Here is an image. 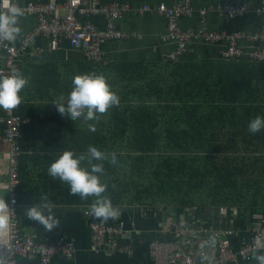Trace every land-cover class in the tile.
<instances>
[{
    "label": "trees",
    "instance_id": "16d2710c",
    "mask_svg": "<svg viewBox=\"0 0 264 264\" xmlns=\"http://www.w3.org/2000/svg\"><path fill=\"white\" fill-rule=\"evenodd\" d=\"M165 63L122 62L96 73L107 78L120 99L119 105L99 114L98 122L70 121L53 106L61 96L66 104L73 77L95 73L92 67L34 64L29 66L31 78L26 67L22 72L29 78L26 95L47 99L48 112L55 114L45 127L33 130L35 126L26 123L23 128L20 207L36 204L28 193L33 186L24 182L43 159L40 177L46 172L45 185L50 179L59 187L54 203L90 206L93 198L71 195L69 186L51 178L47 169L64 151L82 154L91 145L116 154V165L104 162L103 180L108 184L105 194L117 209L137 206L151 212L164 207L169 214L201 209L205 214L227 207L250 216L264 214V130L248 131L251 119L264 116V63L247 59ZM21 95L24 102L26 95ZM24 105L16 113L26 120L31 108ZM92 123L94 132L88 127ZM31 138L35 144L29 145ZM39 149L51 157L37 156ZM20 214L21 210L22 231Z\"/></svg>",
    "mask_w": 264,
    "mask_h": 264
},
{
    "label": "built area",
    "instance_id": "2783aa9c",
    "mask_svg": "<svg viewBox=\"0 0 264 264\" xmlns=\"http://www.w3.org/2000/svg\"><path fill=\"white\" fill-rule=\"evenodd\" d=\"M18 3L19 0H12ZM25 13L37 15L39 25L23 37L20 45L15 42L0 41V77L22 72L21 61L36 47L38 39L50 41L51 51H56L62 41H67L72 47L81 49L89 62L98 63L103 60V46L108 42L126 40L130 35L117 26V21L129 12L127 5L111 4L101 6L100 0H66L65 4H34L29 3L22 8ZM3 9L0 8V11ZM211 10H215L211 8ZM229 19L245 17L250 8L247 4H227L219 9ZM206 9L201 11L204 19ZM264 13V8L260 12ZM140 15L158 13L165 16L168 29L162 36V42L175 45L166 60L179 61L190 46L196 43L219 45L222 47L221 58L242 60L253 63H264V32L248 35L244 32L207 31L205 28L184 30L180 22L193 14L192 0H179L172 6L163 3L156 8L141 7ZM103 16L107 19L106 30L101 31L90 21L92 17ZM83 20H89V22ZM247 45L244 46L243 42ZM40 52L42 49L39 50ZM13 110L0 109V124L3 128V140L8 146L9 176L4 181V187L9 192L10 226L8 237L0 243V264H18V258L24 260H40L41 264H50L57 255L68 259L74 257V247L65 237L54 242L44 243L35 237L24 236L19 225V192H20V157L22 149L20 140L26 120ZM143 209V208H142ZM212 212V210H210ZM209 211V213H210ZM196 212L184 210L178 217L176 212H165L161 232L171 236L170 241H154L149 246L150 256L154 264H237L240 261L252 259L253 252L264 254V214L245 216L244 221L250 226L246 237L240 228H225V224L237 217L236 208L220 207L214 209L205 219ZM86 216L91 217L89 211ZM97 247L108 251H120L117 237L124 235L123 225L109 226L105 222H94L90 225ZM129 235V234H127ZM259 238V242H258ZM236 240L238 249L233 241ZM131 255V252H128Z\"/></svg>",
    "mask_w": 264,
    "mask_h": 264
},
{
    "label": "crops",
    "instance_id": "0c3cea01",
    "mask_svg": "<svg viewBox=\"0 0 264 264\" xmlns=\"http://www.w3.org/2000/svg\"><path fill=\"white\" fill-rule=\"evenodd\" d=\"M178 1L179 0H100L101 6L121 4L129 7V12L124 14L122 18L117 21L118 28L130 35L128 39L108 42L103 46V60L98 63H93L85 58L81 49L72 47L67 41H62L59 48L52 52L50 41L40 38L38 39L36 47L34 49L32 48L27 57L22 59V72L26 73V67L32 66V68H34V64L39 65L40 63L46 64L50 62L60 63V66L71 64L73 68L75 66L79 67L81 64H83V67L89 65L96 71L95 74L101 73L107 66H114L116 63L122 62L147 63L149 65L166 64V56L175 49V45L162 42V36L168 29V19L158 13H145L140 15L138 10L146 6L156 8L163 3L172 6L174 2L176 3ZM65 2L66 0H19L18 5L21 8H25L29 3L55 4L61 6L65 4ZM227 4L236 6L247 4L250 8V12L245 17L229 19L219 10L220 7L222 9ZM192 7L193 14L190 17L183 18L180 22L184 30H195L203 27L207 31H227L229 33L241 31L248 35L264 32V13L262 11L260 12V9L264 8V0H192ZM211 8L215 10H211ZM204 9L207 10L204 15L205 21L202 17L203 14L201 15V11ZM78 19L80 20V18ZM90 19L83 20V22L80 21L84 23L90 20L98 30H106L108 22L105 17L96 16ZM38 25L39 18L37 15L24 12L20 24L22 32L15 43L20 45L23 37L31 33ZM243 45L246 46L247 42L244 41ZM40 49H42L41 52L39 51ZM221 50L222 47L219 45L213 46L196 43L190 46L188 52L183 55L179 61L196 62L198 59L223 61L224 59L221 58ZM3 54L4 51L0 50V55ZM30 67L27 73H30L28 76L31 78L33 69ZM82 72H84V70L80 68V73ZM26 91L27 87L22 90V94L26 95ZM36 97L37 96L33 97V95L28 93L25 96V101L21 103L22 105L25 104V107L29 106L28 108H31L28 112L30 116L26 119V123L29 126H35L33 130L45 127L49 120L47 118L55 114V112H48L46 108V105L50 104V101L47 99L38 100ZM32 144H35L33 138L29 140V145ZM46 153L47 150H37V156L43 158L51 157V153L48 156H44ZM44 163H46L45 159L38 164L40 168H37L36 165L34 166L32 174L27 177V182H24V184L28 187H30V185L33 186V190L30 188L28 190V193L32 194V201L36 204L43 203L46 207L50 208L52 215L60 221L59 227L48 231L38 222L28 219L26 211L33 205H27L23 208L19 207V210H21L20 220L22 224V234L24 236L35 237L37 241L49 244L61 237H65L72 242L75 251L74 257L68 259L62 255H57L52 259L50 264H154L149 252L151 243L154 241H170L172 239L171 236L163 234L160 229L163 220L162 217L166 214L165 211L158 207L151 212H146L144 209L139 210L140 207L137 206L124 210L118 209L119 215L117 218L114 220L109 219L105 223L114 227L123 225L126 233L120 235L116 239L120 251L112 253L105 248L96 246L90 225L94 222L102 221L94 218L92 215L91 217L86 216V212L89 211V206L69 205L67 202L62 205L54 203L57 201L54 195L59 191V187L50 179L47 180L48 185H45L46 181L44 182V180H46V172L43 174V178L40 177L41 173H43L41 164ZM8 176V146L3 140V130L0 124V199H5L7 204H9L10 197L9 192L4 187V181L8 179ZM20 187L21 184L19 188ZM236 209L238 210L237 217L232 218V221L226 223L225 228H231L233 224L234 228H240L242 231L246 230L247 233L244 232L245 234H243V236L245 235L248 237L250 235L248 232L250 226L247 224V221H244V218L246 215L249 217L250 215L241 213L239 208ZM209 211L204 214L203 210H201L198 215L202 219H205ZM6 214L8 215V210ZM177 215L179 217L181 213L179 212ZM7 237L8 229L0 231V243L5 242ZM233 243L236 249H238L236 240H234ZM128 252H131V255ZM18 264L41 263L38 259L24 260L18 258ZM237 264H258V262L250 259L249 261H240Z\"/></svg>",
    "mask_w": 264,
    "mask_h": 264
},
{
    "label": "clouds",
    "instance_id": "9594fccd",
    "mask_svg": "<svg viewBox=\"0 0 264 264\" xmlns=\"http://www.w3.org/2000/svg\"><path fill=\"white\" fill-rule=\"evenodd\" d=\"M0 8L3 9L0 11V41L15 42L22 32L20 24L24 11L12 0H0ZM28 84L29 78L22 72L0 77V109L13 110L19 106L23 100L22 90ZM64 100V96H61L54 102L53 106L57 112L70 121L82 118L85 122H98L99 114L106 113L120 103L119 96L112 90L107 78L95 73L74 76L66 104ZM88 127L91 131H96L95 123L89 124ZM262 130H264V116L257 115L248 122L250 133L256 134ZM105 161L116 165V154H107L90 145L82 154L64 151L50 163L47 169L51 178L59 179L69 186L71 195H79L82 200L93 198L89 213L102 222L114 220L119 215V210L105 194L108 189V184L103 180ZM8 209L5 199H0V231L7 230L10 226V217L6 214ZM26 216L48 231L58 228L60 224V221L52 215L50 208L43 203L34 204L27 209ZM252 259L258 264H264V254L253 252Z\"/></svg>",
    "mask_w": 264,
    "mask_h": 264
},
{
    "label": "rangeland",
    "instance_id": "374dc122",
    "mask_svg": "<svg viewBox=\"0 0 264 264\" xmlns=\"http://www.w3.org/2000/svg\"><path fill=\"white\" fill-rule=\"evenodd\" d=\"M160 209H162L163 211H166V209L164 207H160Z\"/></svg>",
    "mask_w": 264,
    "mask_h": 264
},
{
    "label": "bare ground",
    "instance_id": "6f19581e",
    "mask_svg": "<svg viewBox=\"0 0 264 264\" xmlns=\"http://www.w3.org/2000/svg\"><path fill=\"white\" fill-rule=\"evenodd\" d=\"M105 57V56H104ZM21 105V104H20ZM67 120V119H66ZM80 121V120H79ZM70 129V128H69ZM32 178V177H31ZM3 186V185H2ZM2 194V193H1ZM208 209V208H207Z\"/></svg>",
    "mask_w": 264,
    "mask_h": 264
},
{
    "label": "water",
    "instance_id": "95a60500",
    "mask_svg": "<svg viewBox=\"0 0 264 264\" xmlns=\"http://www.w3.org/2000/svg\"><path fill=\"white\" fill-rule=\"evenodd\" d=\"M139 210H143V209L140 207Z\"/></svg>",
    "mask_w": 264,
    "mask_h": 264
}]
</instances>
